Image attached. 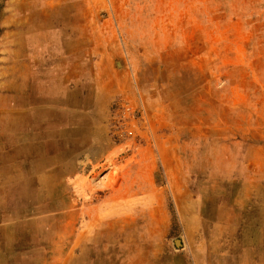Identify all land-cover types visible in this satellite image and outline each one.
Returning <instances> with one entry per match:
<instances>
[{
	"label": "rangeland",
	"instance_id": "1",
	"mask_svg": "<svg viewBox=\"0 0 264 264\" xmlns=\"http://www.w3.org/2000/svg\"><path fill=\"white\" fill-rule=\"evenodd\" d=\"M54 16L100 37L104 119L32 151L0 87V264H264V0H0V68Z\"/></svg>",
	"mask_w": 264,
	"mask_h": 264
},
{
	"label": "crops",
	"instance_id": "2",
	"mask_svg": "<svg viewBox=\"0 0 264 264\" xmlns=\"http://www.w3.org/2000/svg\"><path fill=\"white\" fill-rule=\"evenodd\" d=\"M56 12L60 15L61 11L57 9ZM71 19L72 23H78V17ZM58 20L57 16L53 17L52 32L41 31L44 23L41 21L32 23L27 32H15L13 46L16 48L13 47L10 59L8 57L5 61L8 64L3 63L0 68L3 98H12V101H4L2 109L4 113L8 108L12 109L18 119L14 124L11 117H8L9 121L2 124V129H27L32 151H47L43 146L55 145L61 141H54L53 137L70 135L72 141L77 143L79 136L86 133V119L92 120L87 126L89 130L93 129V132L88 131L90 135L96 134V123L104 119L103 114L93 117L85 115L86 111H95L94 103H89L86 107V96L107 97V92L97 87L99 79L95 72L98 70H95L93 60L90 59L98 50L94 47L95 42L97 47L100 46V37L93 33L86 35L83 26H74V30L62 32L54 24L60 21ZM89 40L93 41L92 44ZM9 104L17 105L14 107ZM5 118L4 116L3 119ZM80 150H84V146L76 148L74 152ZM22 188L23 186L15 188L12 185L6 190L8 193L16 190L17 194L12 195L15 201L24 203L20 197ZM38 201L41 202L39 194L33 199L34 213L37 209L44 208L42 204L38 206ZM20 216L25 214L20 213Z\"/></svg>",
	"mask_w": 264,
	"mask_h": 264
},
{
	"label": "built area",
	"instance_id": "3",
	"mask_svg": "<svg viewBox=\"0 0 264 264\" xmlns=\"http://www.w3.org/2000/svg\"><path fill=\"white\" fill-rule=\"evenodd\" d=\"M133 118L134 112L132 111V108L128 104L123 105L121 106V111L118 114L117 119L114 121V126L116 129H123L124 133L127 126L132 123Z\"/></svg>",
	"mask_w": 264,
	"mask_h": 264
},
{
	"label": "bare ground",
	"instance_id": "4",
	"mask_svg": "<svg viewBox=\"0 0 264 264\" xmlns=\"http://www.w3.org/2000/svg\"><path fill=\"white\" fill-rule=\"evenodd\" d=\"M10 105V104H9ZM14 105H17V104H11L10 106H14ZM15 107V106H14ZM38 210V209H37ZM40 210V209H39ZM100 225V224H99ZM100 228V227H99ZM99 232V231H98ZM98 237V236H97Z\"/></svg>",
	"mask_w": 264,
	"mask_h": 264
},
{
	"label": "water",
	"instance_id": "5",
	"mask_svg": "<svg viewBox=\"0 0 264 264\" xmlns=\"http://www.w3.org/2000/svg\"><path fill=\"white\" fill-rule=\"evenodd\" d=\"M176 245H180V242L179 241H176Z\"/></svg>",
	"mask_w": 264,
	"mask_h": 264
}]
</instances>
